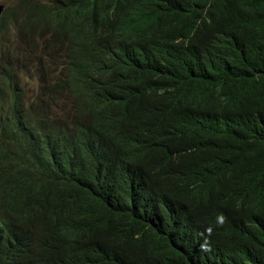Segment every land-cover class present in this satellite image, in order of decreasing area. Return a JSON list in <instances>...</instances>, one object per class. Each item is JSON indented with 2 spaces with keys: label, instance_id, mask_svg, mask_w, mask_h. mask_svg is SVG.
Wrapping results in <instances>:
<instances>
[{
  "label": "trees",
  "instance_id": "1",
  "mask_svg": "<svg viewBox=\"0 0 264 264\" xmlns=\"http://www.w3.org/2000/svg\"><path fill=\"white\" fill-rule=\"evenodd\" d=\"M17 1L0 264H264V0Z\"/></svg>",
  "mask_w": 264,
  "mask_h": 264
},
{
  "label": "rangeland",
  "instance_id": "2",
  "mask_svg": "<svg viewBox=\"0 0 264 264\" xmlns=\"http://www.w3.org/2000/svg\"><path fill=\"white\" fill-rule=\"evenodd\" d=\"M41 1H47V0H41ZM17 0H0V4L5 5V7H9L12 4H17ZM6 37V34L4 31L0 29V38ZM18 56V55H17ZM34 60L32 61L30 58H28V61L26 62V70L31 72V75L36 73V70L42 65V63L47 59V50H41L37 51L35 54H33ZM22 59L20 56L16 57L15 59L19 60ZM2 55L0 54V62L2 61ZM23 62H20V68H18V75L28 83V93L21 101L25 104L26 109L29 112H33L34 109H36L33 105L38 103V95L40 94V85H39V79H32L29 76H25L21 73ZM0 93L8 99V103L12 101V97H10V92L8 90L2 89V81L0 77ZM2 102H0L1 106ZM71 104L70 100H59L53 105V111L65 115V110L67 107Z\"/></svg>",
  "mask_w": 264,
  "mask_h": 264
},
{
  "label": "water",
  "instance_id": "3",
  "mask_svg": "<svg viewBox=\"0 0 264 264\" xmlns=\"http://www.w3.org/2000/svg\"><path fill=\"white\" fill-rule=\"evenodd\" d=\"M4 11H5L4 6L3 5H0V18L3 16Z\"/></svg>",
  "mask_w": 264,
  "mask_h": 264
},
{
  "label": "clouds",
  "instance_id": "4",
  "mask_svg": "<svg viewBox=\"0 0 264 264\" xmlns=\"http://www.w3.org/2000/svg\"><path fill=\"white\" fill-rule=\"evenodd\" d=\"M4 12H5V11H4ZM1 18H2V17H1ZM1 18H0V19H1ZM219 219H220V223H223V222H224V220H225L226 218H225V217H223V216H221Z\"/></svg>",
  "mask_w": 264,
  "mask_h": 264
},
{
  "label": "bare ground",
  "instance_id": "5",
  "mask_svg": "<svg viewBox=\"0 0 264 264\" xmlns=\"http://www.w3.org/2000/svg\"><path fill=\"white\" fill-rule=\"evenodd\" d=\"M0 5H3V4H0ZM4 6V8L6 9V7H5V5H3ZM41 76V75H40ZM40 80V79H39ZM47 99V98H46ZM108 103V102H107Z\"/></svg>",
  "mask_w": 264,
  "mask_h": 264
}]
</instances>
